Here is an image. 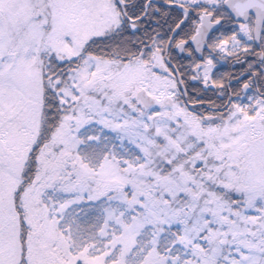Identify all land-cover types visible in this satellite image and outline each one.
<instances>
[{
    "label": "snow or ice",
    "instance_id": "6c2138e0",
    "mask_svg": "<svg viewBox=\"0 0 264 264\" xmlns=\"http://www.w3.org/2000/svg\"><path fill=\"white\" fill-rule=\"evenodd\" d=\"M0 264H264V0H0Z\"/></svg>",
    "mask_w": 264,
    "mask_h": 264
}]
</instances>
